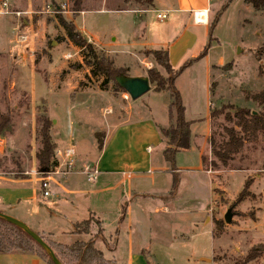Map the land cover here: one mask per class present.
I'll list each match as a JSON object with an SVG mask.
<instances>
[{
    "label": "rangeland",
    "instance_id": "rangeland-1",
    "mask_svg": "<svg viewBox=\"0 0 264 264\" xmlns=\"http://www.w3.org/2000/svg\"><path fill=\"white\" fill-rule=\"evenodd\" d=\"M87 1L91 2L86 3ZM114 1L81 0V10L74 14L73 0H32L31 5L27 0H11V11L27 10L31 11V15L17 18L0 14V116L8 119L6 128L0 127V140H3L0 175L25 177L35 172L40 180L48 177L46 172H38L35 160V152L39 147L36 126L41 117L48 122L56 162L59 165L62 163L61 158L56 156L58 151L69 148L75 151L73 171H82L85 166L92 165L100 151L98 142H102L105 131L114 125L150 117L156 127L166 126L170 99L168 92L157 91L155 84L150 83L148 92L131 101L112 82L101 89L102 78L91 76L78 49L63 41L64 32L57 22V14L64 20L75 23L81 35L96 38L104 45H113L119 52L116 59H113L114 66L126 69L128 77H147V71L154 69L152 58L145 56L147 50L133 51L137 48L133 47L130 39L143 36L145 43L150 45L148 48L162 49L164 46L161 44L174 38L181 29V20L175 14H168L165 21H157L156 12L150 11L146 5L148 0H128L133 7L129 11L133 14L118 13L111 9ZM160 1L165 4L170 1L176 8L182 3V0ZM187 1L193 5L207 2L211 8L208 13V28L222 6L227 5L211 32L208 49V59L212 64L210 85L204 61L189 70L185 69L177 81L186 120H200L198 125L191 128V134L199 136L197 147L175 156L174 173L178 183L173 191H168V195L173 194L171 200L161 201L147 196L128 207L131 209L126 210L124 223L119 227L117 264H233L246 255V247L251 242L250 234L239 229L238 222L253 217V205L257 202V196V206L261 209L256 211L258 220H249L246 224H241L240 228L251 232L255 241L264 237V177L255 180L250 186L249 191L256 196L248 197L249 202L236 203L247 176L264 175L259 170L264 167V139L259 138L255 144L248 145L242 158L230 164L232 168L252 170V175L241 171H225L222 175L214 173L221 176L216 180L221 184L223 194L220 190L215 193L214 187L210 186L212 183L214 185L213 176L204 171L201 160V156H205L207 163L210 161L209 144L205 138L209 132L206 122L209 109L225 104L251 106L244 100L245 94L264 88V81L257 76L258 62L253 55L254 50L264 46V12L254 11L243 0ZM120 7L124 5L120 3ZM147 9L149 12L145 13ZM140 15H143V19L137 21L136 18ZM205 17L203 13L202 18ZM75 29L77 31L76 27ZM58 44H61L56 50L58 63L49 72L47 66L52 62L50 52ZM207 44L209 39L201 40L200 36L198 50H203ZM93 47L99 54L110 58L105 48ZM261 58L264 63V54ZM219 62L222 65L217 67ZM228 63H232L231 70L221 69ZM156 70L164 86H167L169 75L161 68ZM43 81L50 86L46 99L41 98L32 104L28 96L23 97L21 86L28 87L33 82L35 86H45ZM206 86L213 87L208 90ZM213 124L212 133L219 132L222 119ZM159 149L160 146L157 150ZM154 150L156 151L155 147ZM154 169L158 171L156 164ZM168 169L171 171L169 165ZM149 176L151 175L140 179L149 190L154 189L153 181L159 191L165 192L167 182L172 187L173 178L167 181L164 174L157 172L152 178ZM77 178L86 186L108 180L107 176H98L94 181H87L84 175ZM57 180L62 179L50 177L52 183ZM118 180L120 182V178ZM118 190L123 198L121 204L125 206L127 191L120 187ZM64 201L49 197L44 204L61 215L67 213V208L70 207ZM208 207L209 218L206 221ZM75 208L74 219L84 220L83 209L78 205ZM228 209H231L233 216L231 224H226L223 219ZM112 212L111 207L108 213ZM89 220L94 225L95 219L89 216ZM217 222L221 224V230L216 228ZM207 224L213 226L214 235ZM25 225L30 224L26 222ZM64 228L65 226L61 228L63 230L56 232L55 241L67 245L86 240L82 235L63 234L66 231ZM106 231V239L102 234L94 236L104 242H101L103 246L101 243L97 245L100 250L109 242ZM129 243L138 250L137 261L127 260ZM260 245L264 244L257 246ZM110 246L111 242L107 247ZM108 256L107 254L106 257ZM251 264H264V257Z\"/></svg>",
    "mask_w": 264,
    "mask_h": 264
},
{
    "label": "crops",
    "instance_id": "crops-1",
    "mask_svg": "<svg viewBox=\"0 0 264 264\" xmlns=\"http://www.w3.org/2000/svg\"><path fill=\"white\" fill-rule=\"evenodd\" d=\"M27 2L30 3V5L32 4L31 3L32 0H27ZM89 2L91 1H87L86 3ZM120 3L124 5V7H120ZM170 3H171L170 1H168V3L165 4L160 0H148L146 2V5L149 7L150 11L153 10L156 13L167 12V14H175V16L180 18L181 20L182 23L180 24L181 29L178 30L177 35L174 38L169 39L164 44H161V46L164 47L163 48L161 47L162 49H159V50H166L168 52L169 61L171 65L173 66V68L176 67L175 69H177L184 62L196 58L201 53L202 50L199 51L197 47L200 36H201V40H204L206 38L209 39V28L207 27V20H208V13L211 11V8L208 7L207 2L204 3L202 2L201 4L193 5L187 0H182V3L177 8L171 5ZM111 5H112L111 9H114L113 11L124 14H129V13L133 14L132 11H129L130 9L132 10L133 7H131L132 4H130L128 0H122L121 2H119V0H115ZM149 10L147 9L146 12H149ZM200 11H205V15H206L205 22L203 24H196L193 21V12H200ZM136 19L137 21H141L143 19V15H140V17ZM200 20L201 19H199V22ZM73 24L75 25V23ZM75 27L79 32L77 25H75ZM82 36L87 38V41H89V43L95 45L96 47H100V49L105 48L107 51L106 52L107 55H109L112 60L116 59V56L119 55V52L115 50V47L113 45L111 44L104 45L101 44V42L98 41L96 38L93 39V37L92 38L87 37L83 34ZM63 39H64L63 41H67L65 38ZM130 40L134 45L133 47L137 48L134 49L133 51L152 50L148 48V46L150 45L145 43V41L143 40V36L140 37L134 36ZM136 40L138 41L140 40V42ZM60 46L61 44H58L50 52L52 62L50 63V65L47 66L48 67L47 70L49 72L53 71L58 63V57H56L57 54L56 50L59 49ZM75 48L78 49L77 47ZM78 51L80 53V49H78ZM202 61H204V65H205L204 70L208 78V84L210 85V72H211L212 64L208 59V52L205 57L192 64L186 70L195 67ZM221 65L222 63L219 62L218 65L216 66L220 67ZM88 70L90 69L88 68ZM180 76L177 77L174 82V86L178 92H179V87L177 86V81L180 78ZM42 84L45 86H35L34 82L28 87L21 86L23 90L22 93L24 94L23 97L28 96L32 104L34 101L40 100L41 98L46 99L45 95L46 93L49 94L50 90H48V88H50V86L46 84V82L44 81L42 82ZM206 88L209 90L210 86H206ZM184 114H185V108H184ZM186 121L192 123L190 126L191 133H192L191 131L192 126H196L198 125V122H200V120H186ZM206 122L209 126V132L205 138L208 141L209 136L211 134V126H212L208 115ZM154 123L155 122L150 117H144L136 121H125L123 123H119L117 125H114L111 129L105 131V135L102 140V148L98 152L95 161L91 165L92 167H95L98 170L99 172L98 176H107L108 178V180H104L99 184L96 185L91 184V186H86L77 178L78 176L83 175L81 171L74 170L62 180H57L54 183L50 181L49 183L50 196L43 197L40 189V178L37 176L35 172L30 173L25 177H12V176L0 175V213L10 216L22 222L23 224H26L27 222L30 225H26V226L29 229H31L33 232L57 243L59 242L55 241V235L57 234L56 232L63 230L61 229L63 226H65L64 230H66L63 234L65 233L70 234L72 230V225L74 223L87 220L89 216H93L94 219L100 222V228L102 231L101 234L104 237V239H106L104 236V231L107 230L106 231L108 234L107 240L111 242V246L107 247V245L109 244L108 242L107 244L106 243L104 244L102 250L97 248V245L103 242L101 239L93 237L98 233L99 228H93L91 230L90 235H82L86 237V240H80V241H88L91 237H93L94 246L97 250L102 252L103 257L107 260L113 259L116 262L118 260L117 241L119 236L118 234L119 227H121V225L124 223L123 220L125 217L124 213L126 212L127 209H129L128 207H131L133 205L132 203L144 199L147 196L153 197L155 199H160L161 201L164 200L169 201L173 198V194L168 195L169 192L171 191V187H169L168 182H167L168 188L164 192L158 190L157 185L155 184L154 181L152 182V184H154L153 185L154 189L149 190L147 189L148 187H146L144 183L140 180L142 177H145L147 175L152 176L156 172L159 174H164L165 175L164 177H167L166 178L167 181L168 179H172L173 176H175L174 171L172 170L169 171L168 164L163 160L161 155V149L157 150L158 147L161 146V140L159 133L157 131L156 124ZM197 137L199 136H196V134L193 135L191 134L190 149L194 146L197 147L196 145ZM154 147L156 148V151L154 150ZM190 149L188 151H190ZM180 153H184V152H180ZM180 153H177L176 155H179ZM209 155H210V148H209ZM202 158L205 159V156H201V160ZM233 162L234 161H232L230 164H232ZM154 164L157 165L158 171H155ZM230 164L226 168L220 167L219 169H216L214 173H220L222 175V173L225 171H241L246 174L250 173V175H252L251 172H254L252 170H247V169L243 170L241 168H232L230 167ZM206 169H207L206 166H204V171H206ZM259 170L264 172V167L260 168ZM214 173H210V175L213 176V182H214V185L212 183V185L210 186L214 187V192L216 190H220V192L223 194L224 192L221 189L222 188L221 184L216 180L221 176L215 175ZM263 177L264 175L255 174L253 177L247 176V180L251 181L250 184L251 186L255 180L257 179L259 180L260 178ZM118 178H120V182ZM171 185H172V181H171ZM118 187H120L121 189H125V191H127L128 200L127 203H125L126 204L125 206H122L121 204L123 198L118 193L119 191ZM249 189H248V196L243 201L249 202L247 200L248 197L256 196L255 194L250 192ZM112 193L114 194L112 195ZM116 193H118L117 197H116ZM49 197H54L57 200L59 199L65 200L63 203L70 206L67 208L68 209L67 213H62L61 215H58L57 213L48 209V207H46V205L44 204V201ZM258 201H259V196H257V202ZM257 202H255L253 205V207L255 208V213L253 214V217L246 218L245 220L238 222L239 225L238 228L241 229L242 231L247 232L251 236V242H249L248 247H246L247 252L250 248L254 246H257L259 244H264L263 236L257 238L255 241L252 239L251 232H248L240 228L241 224L244 223L246 224L247 221L249 220H251L252 222L258 220V218H256V211L261 209L259 208V206H257ZM76 205L80 206L83 209L84 220L78 221L74 219V212L76 211L75 208ZM62 207L63 206L61 205V208ZM111 207L113 208V212L112 214H109L108 212ZM208 211H209V207L207 210L206 221L209 218ZM125 225L128 227L127 223ZM29 226H31L32 228ZM210 229H211L210 231L211 234L214 235L213 226L210 225ZM127 247H128L127 260L130 262L137 261L136 259L139 257L138 250L135 247H133L131 243H129V246ZM106 253L109 255L108 257H106L107 255ZM202 261L207 263L210 262L209 260L206 259H202ZM0 264H48V263L32 253L11 252L7 254H0Z\"/></svg>",
    "mask_w": 264,
    "mask_h": 264
},
{
    "label": "trees",
    "instance_id": "trees-1",
    "mask_svg": "<svg viewBox=\"0 0 264 264\" xmlns=\"http://www.w3.org/2000/svg\"><path fill=\"white\" fill-rule=\"evenodd\" d=\"M243 2L256 12H264V0H243ZM81 3V0H73L74 14L81 10ZM226 8L227 5L222 6L209 26V44L204 47L196 58L184 62L179 68H173L166 50H147L144 53L146 57L151 56L154 65V69L147 71L146 78L149 84H155L157 91H166L170 94L167 106V124L165 127L158 126L157 131L161 140L162 158L171 167L172 171L176 170L174 167L176 154L190 149V126L192 124L184 118V107L174 82L185 69L206 56L210 48L211 32L221 13ZM57 22L64 31V38L80 49L82 62L90 69V75L95 78H102L101 89H104L105 86L112 82L116 88L125 92L117 83L116 78L127 76L125 73L127 70L116 68L112 59L102 53L99 54L93 45L76 31L71 21H65L57 14ZM263 54L264 46L253 52L254 59L258 62L257 76L264 81V63L261 58ZM158 68L163 69L169 75L166 80L167 86H164L156 70ZM231 68L232 63L221 67V69L228 71ZM212 87L210 86V89ZM244 100L249 102L251 106L240 107L233 104H225L218 108L209 109L208 117L211 124L214 125L213 123L222 119V125H219V132L212 133L211 131L209 136L208 144L211 160L207 163L206 159L202 158L204 166L207 168L206 171L214 173L220 167H228L232 161L242 158L248 145L255 144L259 138L264 139V89L246 93ZM7 122V117L0 116V127L6 128ZM36 135L39 140V147L35 152V160L37 161L38 172L44 174L54 170L57 167V162L54 159L55 150L49 135L48 122L43 117L37 120ZM98 147L101 150L102 142H98ZM177 183V178L173 176L171 191L176 188ZM250 184V180L245 181L236 203L242 202L248 196ZM95 227L99 228L98 234L100 235L102 233L100 222L95 219L94 225H91L88 218L87 220L74 223L71 233L74 235H90L91 230ZM216 228L221 230V224L217 222ZM39 236L50 246L62 264H116L113 259H105L102 252L95 248L93 243L95 235L88 241H75L70 245L60 244L44 236ZM11 252L32 253L48 264H52L42 249L28 235L17 227L0 220V254ZM262 257H264V245L254 246L248 250L243 258L233 264H251Z\"/></svg>",
    "mask_w": 264,
    "mask_h": 264
},
{
    "label": "built area",
    "instance_id": "built-area-1",
    "mask_svg": "<svg viewBox=\"0 0 264 264\" xmlns=\"http://www.w3.org/2000/svg\"><path fill=\"white\" fill-rule=\"evenodd\" d=\"M11 3H12L11 0H0V14L11 15L17 18L31 15V11H27V10H24V11L12 10L11 11L10 10ZM203 13L205 14V11L193 12V21L196 24H203L205 22V18L204 19L201 18L203 16ZM167 15H168L167 12H157L156 20L159 22H163L166 20ZM199 19H202L203 21L200 20L199 22ZM2 146H3V140H0V152L2 151ZM56 156L61 158L62 163H60L59 165L57 162V167L54 170L50 172H46L48 177L42 178L40 180V189H41V194L43 197L50 196V191H49L50 177L56 176V177H60L61 179H64L68 174L73 172V169L76 163L75 151L71 148L65 149L64 151H58L56 153ZM207 172L212 173L211 171H207ZM81 173L86 177L87 181H94L97 179L99 175L98 170L95 167H92L89 165L85 166L82 169Z\"/></svg>",
    "mask_w": 264,
    "mask_h": 264
},
{
    "label": "water",
    "instance_id": "water-1",
    "mask_svg": "<svg viewBox=\"0 0 264 264\" xmlns=\"http://www.w3.org/2000/svg\"><path fill=\"white\" fill-rule=\"evenodd\" d=\"M116 81L119 86L123 88L131 101H135L150 89V84L146 77L119 76L118 78H116ZM231 218L232 212L231 209H228L223 218L224 222L226 224H230ZM0 220L17 227L26 235H28L42 249V251L46 254L52 264H62V262L55 255L50 246L46 242H44L37 233L33 232L25 224L2 213H0Z\"/></svg>",
    "mask_w": 264,
    "mask_h": 264
},
{
    "label": "bare ground",
    "instance_id": "bare-ground-1",
    "mask_svg": "<svg viewBox=\"0 0 264 264\" xmlns=\"http://www.w3.org/2000/svg\"><path fill=\"white\" fill-rule=\"evenodd\" d=\"M202 18V17H201Z\"/></svg>",
    "mask_w": 264,
    "mask_h": 264
}]
</instances>
